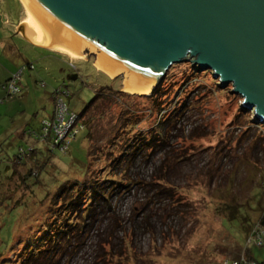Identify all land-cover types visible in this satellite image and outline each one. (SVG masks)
Returning a JSON list of instances; mask_svg holds the SVG:
<instances>
[{
  "label": "rangeland",
  "instance_id": "374dc122",
  "mask_svg": "<svg viewBox=\"0 0 264 264\" xmlns=\"http://www.w3.org/2000/svg\"><path fill=\"white\" fill-rule=\"evenodd\" d=\"M21 11L27 20L19 1L0 0L3 21L17 23ZM22 44L25 55L12 75L27 62L35 69L24 70L21 92L0 103V264H26L30 245L62 223L64 204L78 190L119 173L124 186L109 198L111 208L97 207L103 212L87 219L83 238L71 239L75 248L63 264L264 263V124L253 110H241L244 99L231 94V84L220 88L210 70L186 62L172 66L152 95L139 96L121 91L123 79L99 71L93 57ZM64 85L71 111L79 117L88 109L86 130L68 153L47 152L29 132L49 119L51 94ZM99 93L108 96L94 101ZM141 139L160 145L151 154L145 147L133 164L120 162ZM31 146L47 167L38 184L29 179L33 187L21 181L26 168L14 176L11 168ZM61 187L67 192L58 201ZM231 207L238 209L233 219Z\"/></svg>",
  "mask_w": 264,
  "mask_h": 264
},
{
  "label": "water",
  "instance_id": "95a60500",
  "mask_svg": "<svg viewBox=\"0 0 264 264\" xmlns=\"http://www.w3.org/2000/svg\"><path fill=\"white\" fill-rule=\"evenodd\" d=\"M17 33L152 95L176 64L210 70L264 124V0H22ZM235 96V97H236ZM234 97V98H235Z\"/></svg>",
  "mask_w": 264,
  "mask_h": 264
},
{
  "label": "trees",
  "instance_id": "16d2710c",
  "mask_svg": "<svg viewBox=\"0 0 264 264\" xmlns=\"http://www.w3.org/2000/svg\"><path fill=\"white\" fill-rule=\"evenodd\" d=\"M20 3V0H17ZM22 7V5H21ZM34 70L35 67L33 64H28L27 66H23L22 69H20L19 71L23 70ZM18 71V72H19ZM17 72V73H18ZM23 72L21 75L20 80L16 81V87L18 88V92L17 93H12L11 90H9V86L11 84V82L13 81V77L14 75H16L17 73L11 75L10 79L3 85V89L7 92L6 93V97H12L16 94H19L20 91V85L22 82V76H23ZM105 76V75H104ZM107 77V76H106ZM107 79L109 80V78L107 77ZM107 88V87H105ZM60 91H67L69 94L68 96H66V99H69L71 96V92L67 89V87L64 85L62 87H60L59 89H57L53 94H52V98L55 99V96L58 94V92ZM109 91V90H108ZM101 92V91H100ZM110 92V91H109ZM118 93H122L121 91H118ZM107 97L108 95H103L101 93L96 94V98L94 97V101H96L97 99H101L103 97ZM93 100L91 102H93ZM65 101V98H64ZM4 102V98L0 99V103ZM66 106L71 110V108L69 107L68 102L65 101ZM88 111L87 108L83 109L82 113H79V121L80 123L77 124L78 127L77 129L79 130V133H81V131L86 130L85 127V122L82 123V119H83V114H85ZM53 112H54V108H53ZM53 112L52 115L49 119L45 120V121H50L53 118ZM45 121H42L40 129L38 131H30L29 132V136L31 138H35L38 142L41 143H45L46 146V150L47 152L50 151H54V150H59L61 153H68L72 143L76 140V138L78 137L79 133L76 134L73 138L69 137L65 143L67 144H63V142L61 143H56L52 132H46L45 131ZM166 121V120H164ZM163 121V127L166 126V122ZM259 121V120H258ZM82 123V124H81ZM259 123H261L259 121ZM165 128V127H164ZM164 130V129H163ZM165 131V130H164ZM160 145V142H155V139H141L139 140V144L136 143L135 147L131 148V150H127L124 153V156H122L120 162L124 163V164H133L134 161H136L137 157L144 151L143 149L145 147H148V151H150L149 153L151 154L156 148L157 146ZM64 146L66 147L64 149ZM41 150V149H40ZM45 159H43L42 157V153L41 151L39 152V149H37V147L35 146H31L30 149L24 153H19L16 155V157L12 160V167L13 168V176L16 175L17 173H20V169H27L25 174H20L21 176V181H23V183L25 185H29L31 187V180L29 179H34L37 182V178L38 176L40 177L41 175V171H46V165H45ZM32 165V166H30ZM48 166V165H47ZM31 172H36V175H34L32 177V174H30ZM38 175V176H37ZM121 174H117L114 176V178H105L101 181H99V183H97L96 185H94L93 187L88 188L87 190H78L77 194L74 195V198H70V201H68L66 204H64L66 212H62L64 213V220L62 221L63 218H60V222L62 221L61 224L57 225L56 227L53 226L52 230H48L46 229V231H50L49 234L50 236H46V234H44L43 236L38 237L37 239H35V241H37L36 246L30 245L31 251L27 252V258H26V264H43V260H46V264H63L62 261L64 259V257H68L69 255H71L72 250L75 248V243L74 244H70V241L72 238H77V237H82L84 233L87 231V229H89L90 225L87 223V219L94 217V220H97V213L96 212H103V211H98L96 210L98 206L101 207V205H107L108 208H111V204H107L109 198H111L115 192L119 191L120 186H124V182L120 179L118 180V177ZM116 177V179H115ZM39 180V178H38ZM38 184V182H37ZM67 184V183H66ZM64 186V185H63ZM63 196H60L61 198H59V195L63 193ZM67 192V190L62 189L61 187V192L58 193L57 197H58V201L59 199H61L60 201H62L65 197V193ZM86 191V192H84ZM69 192V191H68ZM74 194V193H73ZM93 208V209H92ZM229 212H232V216L231 219L235 218L238 212L237 208L231 207L228 210ZM85 212V213H84ZM80 213V215H79ZM70 215H74L72 217V219L68 220V217H71ZM59 216V214H58ZM66 216V217H65ZM58 219V217L56 218ZM84 219V221H83ZM259 226L262 230H264V209L262 211V214L260 215L259 218ZM87 228V229H86ZM45 233V231H44ZM57 258V259H55ZM62 259V260H61ZM264 264V263H263Z\"/></svg>",
  "mask_w": 264,
  "mask_h": 264
},
{
  "label": "crops",
  "instance_id": "0c3cea01",
  "mask_svg": "<svg viewBox=\"0 0 264 264\" xmlns=\"http://www.w3.org/2000/svg\"><path fill=\"white\" fill-rule=\"evenodd\" d=\"M22 11L19 15L20 16L19 20L15 24H13L12 22H9L8 20L3 21L2 17L0 18V56L3 59L2 63H0V64H2V65H0V89H1L0 90V99L3 98L4 96L6 97V92L3 89V85L10 79V77L13 73V70H14L12 68L16 67V65L20 63L18 61H21L24 58V55H25L24 46L25 45L22 43L25 42L26 44L30 45L34 49H42V47L35 46V45L29 43L28 41H26L24 38H22L16 32L18 26L24 21V19L21 16ZM6 32L9 34L6 35L5 34ZM4 34L6 36L10 35V37L6 38V36H4ZM43 49H45V48H43ZM48 51H52V52L61 54V52H58L55 50H48ZM69 61H70V59H69ZM70 62H73V61H70ZM28 64H32V63L27 62L26 65H28ZM18 66H20V65H18ZM28 77H29V75H28ZM26 82L29 83V80H26ZM21 84H22V82H21ZM1 91H4V92H1ZM51 97H52V94H51ZM51 115H50V117H51Z\"/></svg>",
  "mask_w": 264,
  "mask_h": 264
},
{
  "label": "built area",
  "instance_id": "2783aa9c",
  "mask_svg": "<svg viewBox=\"0 0 264 264\" xmlns=\"http://www.w3.org/2000/svg\"><path fill=\"white\" fill-rule=\"evenodd\" d=\"M22 72L23 70L14 75L13 81L9 86V90H11L13 94L18 92L16 81L20 80ZM68 94L69 93L67 91L58 92V94L55 96L53 118L50 121L44 122L46 126L45 131L52 132L55 142H63L64 145L67 144L65 142L69 137L73 138L76 134L79 133V130L77 129L78 116L75 112L71 111L66 106L64 101V97L68 96ZM65 148L66 147L64 146V149ZM246 262L247 260L245 258H242L239 261H234L233 264H244ZM227 263L229 262H226L225 264Z\"/></svg>",
  "mask_w": 264,
  "mask_h": 264
},
{
  "label": "bare ground",
  "instance_id": "6f19581e",
  "mask_svg": "<svg viewBox=\"0 0 264 264\" xmlns=\"http://www.w3.org/2000/svg\"><path fill=\"white\" fill-rule=\"evenodd\" d=\"M21 1V3H22V5L25 7V9H26V13L28 14V18H27V20H29V21H31L32 20V17H31V15H30V12H29V10H28V8L26 7V5L23 3V1L22 0H20ZM55 51H59V52H62V53H64V54H66V55H68V56H70L71 57V55H69L68 53H66V52H63V51H61V50H55ZM71 58H73V59H75L74 57H71ZM97 68V67H96ZM99 71H101V70H99ZM101 72H103V71H101ZM104 74H106L105 72H103ZM107 75V74H106ZM109 76V75H108ZM110 77V76H109ZM111 78V77H110ZM115 78V77H114ZM113 78V79H114ZM129 93V92H128ZM129 94H132V93H129ZM136 95H138V94H136Z\"/></svg>",
  "mask_w": 264,
  "mask_h": 264
}]
</instances>
